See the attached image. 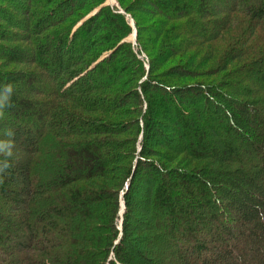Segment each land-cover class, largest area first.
Wrapping results in <instances>:
<instances>
[{
  "label": "trees",
  "instance_id": "trees-1",
  "mask_svg": "<svg viewBox=\"0 0 264 264\" xmlns=\"http://www.w3.org/2000/svg\"><path fill=\"white\" fill-rule=\"evenodd\" d=\"M142 1L154 10L123 11L147 69L125 41L133 33L125 16L108 6L77 26L66 22L74 10L51 12L39 4L54 0H33L32 49L0 48V60L41 70L0 72V89L14 88L4 110L14 140L26 139L23 157L0 174V264H264V0H220L216 31L202 0ZM155 16L162 21L150 32L163 46L197 49L162 78H190L187 68L208 64L221 66L214 75L232 68L219 90L150 84L154 61L139 36ZM1 30L0 40H18ZM205 43L213 51L196 65ZM150 86L164 96L162 112ZM28 94L43 99L23 106ZM160 119L174 128L161 151Z\"/></svg>",
  "mask_w": 264,
  "mask_h": 264
},
{
  "label": "rangeland",
  "instance_id": "rangeland-1",
  "mask_svg": "<svg viewBox=\"0 0 264 264\" xmlns=\"http://www.w3.org/2000/svg\"><path fill=\"white\" fill-rule=\"evenodd\" d=\"M31 1L33 2V0H0V27L2 28L1 30V34L2 32L6 35V34H10V35H15L17 37V41H12V40H0V48L3 47H10V48H26V47H32L33 43L35 40H33L32 38L34 37V35H32L33 33V29H32V24L35 21V16L37 13V8L36 11L34 9H30V4ZM92 1V4H90ZM120 0H103V3L98 4L99 0H54V2L50 5L49 3L44 4H39V6L47 9H50L49 11H54L52 10L53 8H56L58 6H60L61 8L66 7L67 6V11H69L70 9L74 10V16L70 14L69 17L66 18V22H72V21H79L78 24H76L77 26L82 22V19L86 20L87 18H89L90 16H93L96 14V12L98 10H100L103 7H111L113 9H115L118 13L122 14L125 16V20L128 23V25L133 29V33L125 39V41L129 42L132 45V48L137 52H139L138 58L145 63V67L147 69V58L145 56V54L141 51V49L139 47H137V39H138V32L136 31L135 25H134V20L133 18L130 16L129 13H124L123 10H125V8H129V9H134L136 7H138V9L142 10H146V8H149L150 10L154 8L153 7H146V3H144L143 1L141 2V0H121L122 5L119 4ZM211 1V5L209 6L207 4L206 0H202L201 2V6H206L207 13H204L203 16L205 17L206 15L208 16H212L210 19L211 21L215 22L216 24V29H214L215 31L217 30L218 27L224 26L223 24V12L226 9L224 5H222L220 0H210ZM135 2H138V6L135 4ZM68 3V4H67ZM71 4H73L72 6H69ZM225 4V3H224ZM41 7V8H42ZM49 7V8H48ZM40 8V9H41ZM42 8V9H43ZM39 9V8H38ZM80 9V11H79ZM79 12V14H77V12ZM156 11V10H155ZM80 17L77 18L75 16ZM138 16L140 17H144V14L139 13ZM143 19H146V17H144ZM150 22L146 23L145 25H143L141 27V33H140V41L143 44H147V47H149L150 52H148V55L150 57L151 60L154 61V70L153 72L150 74V76H148L147 80L150 81V84H154V83H161L164 84L166 86H169L170 88H172V85H191L194 86L196 84H201V86H206V88L208 89V87H212V86H217V90H219L221 88L220 86V82L221 83H225L227 75H230L232 72V68L227 69L226 71L222 72L221 74H216L214 75L215 71H219L221 70V66H217L216 64H208V66H205V68H201L199 69L198 67H194V68H187L188 73H186V76L189 74L191 77L190 78H182V79H178L177 77L170 79V77H163V74H165V71H170V69H174L181 66V68H183V66H185L187 64V61L190 58V61L193 60V54L197 51V49H193L184 53H177V51H175V53L173 52L175 50V45L172 46L171 48H166L165 46L162 45V39H159V37L156 35H153V33L150 32L151 28L154 26L153 24L156 21H162L161 17H157L155 16L154 18H150L149 19ZM177 22H168L166 29H168L169 27H172L173 25H176ZM134 25V27H133ZM76 26V27H77ZM134 30L136 33V36L134 38ZM209 30V29H208ZM207 29L203 28L202 34L206 33L208 31ZM211 31V28H210ZM150 32V33H149ZM209 34V32L207 33V35ZM209 36V35H208ZM21 39H20V38ZM21 40V41H20ZM178 42V40L176 41ZM32 44V45H31ZM143 44V45H144ZM174 44V43H173ZM177 44V43H176ZM220 47V42L217 43ZM32 49V48H31ZM31 51H35L34 49ZM202 53L200 54V58H198L197 63L202 59L203 61H206L209 57V51H213V48H210V44H202V48H201ZM208 52V54H207ZM3 52L0 49V55H2ZM107 56V54L105 55V57ZM192 58V59H191ZM33 59L37 60V55L34 52V56ZM35 60V61H36ZM196 68V69H195ZM23 72L26 74H32L34 72H41L40 67L37 65L36 62L34 61H30L24 64H9L4 60H0V72ZM48 75H53V73L51 72H46ZM47 85L50 84H54L51 80V78L47 81L46 83ZM30 85H32L30 83ZM49 86L46 87H42V90H47ZM210 89H208L209 91ZM154 88H151L150 86V93H152V95L150 94L149 97L152 99L153 103L157 106V111H163V107L164 106V96L161 92H157L155 91ZM24 94V93H23ZM194 97V96H193ZM196 98H194V100H198V102L200 101L201 104L203 103L202 100L199 99V95L198 97L195 96ZM176 99H179V97H176ZM35 99H43L41 96L38 98L36 97L34 94H28L27 96L23 95V102L27 107V103L35 101ZM195 100V101H196ZM199 102V103H200ZM185 108V107H184ZM162 116V115H161ZM161 121V119L159 120ZM161 124H163V126H161L159 129L161 131V134H163V137H157V141H155V143H157V147L155 149L161 151V149H164L166 147H168V140L167 139H171L173 137V132H170V130H173V126L168 122V121H161ZM14 123H11L10 121L8 122L7 116L4 115V117L2 119H0V141H4V140H12L14 147H13V156L15 157H23V153H22V147L21 145H25L24 141H26L25 137L22 135V133H20L21 135H18L21 138V141L18 140H14L16 137L11 136H6L5 135V130H11L12 132H16L17 130L14 127ZM21 130V129H20ZM163 131V132H162ZM22 136V137H21ZM165 137V138H164ZM174 138H176L174 136ZM20 143H22L20 145ZM154 143V142H153ZM154 161H157V159H155ZM141 171L143 173H145L143 171V169H141ZM149 173V172H147ZM144 175V174H143ZM141 179V177L139 178ZM140 181V180H138ZM136 182V186H138L140 189H148L151 188V185H146L144 183L141 182ZM18 184L21 183L20 178L18 179ZM137 188V189H139ZM140 192V191H139ZM144 195V194H143ZM137 197H140V195H138ZM5 203H0V212L1 214H4V206ZM28 207L23 208V210L20 208V210H16L14 211L16 215H19L22 213V211L27 210ZM28 212V210H27ZM149 213L145 214L142 213L141 211H139L137 213L136 218L138 220H142L144 222L147 223L148 227H153V222H150V220L148 219ZM120 220V224H121ZM149 221V222H148Z\"/></svg>",
  "mask_w": 264,
  "mask_h": 264
},
{
  "label": "clouds",
  "instance_id": "clouds-1",
  "mask_svg": "<svg viewBox=\"0 0 264 264\" xmlns=\"http://www.w3.org/2000/svg\"><path fill=\"white\" fill-rule=\"evenodd\" d=\"M13 92L14 88L11 84L5 85L2 89H0V119H2L5 115V108L13 106L11 103ZM5 135L11 137L14 133L9 129L5 130ZM13 147L14 144L12 140L0 141V174H3L11 167L9 160L13 156Z\"/></svg>",
  "mask_w": 264,
  "mask_h": 264
},
{
  "label": "water",
  "instance_id": "water-1",
  "mask_svg": "<svg viewBox=\"0 0 264 264\" xmlns=\"http://www.w3.org/2000/svg\"><path fill=\"white\" fill-rule=\"evenodd\" d=\"M133 27H134V25H133ZM135 36H136V33H135V30H134V38H135ZM123 209H124V204H122L121 216H122V213H123Z\"/></svg>",
  "mask_w": 264,
  "mask_h": 264
}]
</instances>
